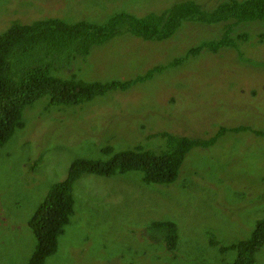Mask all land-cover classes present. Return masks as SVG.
<instances>
[{
  "label": "rangeland",
  "instance_id": "1",
  "mask_svg": "<svg viewBox=\"0 0 264 264\" xmlns=\"http://www.w3.org/2000/svg\"><path fill=\"white\" fill-rule=\"evenodd\" d=\"M178 1L0 0V33L12 22L44 18L102 24L121 11L142 16ZM192 1L206 8L216 4ZM222 31L220 24L185 22L161 42L121 33L74 60L64 75L102 82L133 79ZM229 36L233 47L200 50L124 91L61 107L41 97L25 107L21 126L0 146V264H26L35 245L27 221L73 160L105 159V146L113 152L135 146L156 151L163 144L160 132L206 139L220 128L241 126L247 130L226 131L207 148H191L170 184L144 183L139 172L82 175L72 188L73 213L43 264L234 261L237 252L219 246L247 240L264 214V136L251 132H264V28L241 23ZM155 221L175 225L172 251L148 231ZM251 264H264V243Z\"/></svg>",
  "mask_w": 264,
  "mask_h": 264
},
{
  "label": "trees",
  "instance_id": "2",
  "mask_svg": "<svg viewBox=\"0 0 264 264\" xmlns=\"http://www.w3.org/2000/svg\"><path fill=\"white\" fill-rule=\"evenodd\" d=\"M185 22L205 25L220 24L219 38L203 41L187 49L180 57L163 66H154L145 74L124 81H86L76 75H64L70 64L84 58L91 48L100 46L111 38L128 33L147 42H161L170 38ZM259 23L264 28V0H216L212 7H204L192 0L173 3L167 9L142 16L118 12L102 23L83 20L67 22L59 18H44L27 24L12 22L0 33V146L16 127H20L21 111L41 97L48 105L61 107L90 101L106 91H124L132 84L152 78L167 67H176L188 57L206 49L215 53L235 44L229 36L233 27L241 23ZM237 39L244 37L236 36ZM246 127L220 128L212 136L201 139L160 132L163 144L159 150L131 149L113 152L110 146L102 148L105 159H75L67 168L63 180L48 189L43 200L27 221L35 241L26 264H43L54 254L57 237L72 215L74 183L84 174L109 177L116 173L139 172L144 183L166 185L177 176L184 157L193 147L207 148L226 131H246ZM264 136V132L251 131ZM159 148V147H158ZM264 197V194H263ZM148 231L159 235L167 251L176 244L175 225L170 221H155ZM211 245L218 242L210 237ZM264 243V214L259 218L245 241L219 246L220 251H236L229 264H251L253 254Z\"/></svg>",
  "mask_w": 264,
  "mask_h": 264
}]
</instances>
